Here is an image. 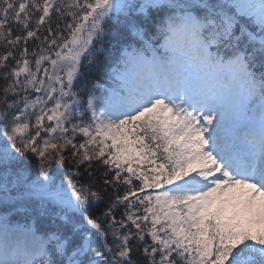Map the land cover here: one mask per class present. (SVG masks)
Wrapping results in <instances>:
<instances>
[{"label":"snow or ice","instance_id":"snow-or-ice-1","mask_svg":"<svg viewBox=\"0 0 264 264\" xmlns=\"http://www.w3.org/2000/svg\"><path fill=\"white\" fill-rule=\"evenodd\" d=\"M0 264H264V0H0Z\"/></svg>","mask_w":264,"mask_h":264}]
</instances>
